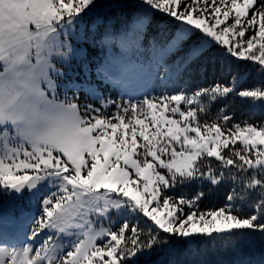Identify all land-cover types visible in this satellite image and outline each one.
<instances>
[{
  "label": "snow or ice",
  "instance_id": "snow-or-ice-1",
  "mask_svg": "<svg viewBox=\"0 0 264 264\" xmlns=\"http://www.w3.org/2000/svg\"><path fill=\"white\" fill-rule=\"evenodd\" d=\"M100 6L0 0V264H163L264 241V0L121 5L131 18L99 37L95 68L84 50L81 100L64 68ZM213 56L221 78L189 89ZM140 80L151 89L127 99L98 90ZM193 184L224 187L223 202L173 194Z\"/></svg>",
  "mask_w": 264,
  "mask_h": 264
},
{
  "label": "trees",
  "instance_id": "trees-1",
  "mask_svg": "<svg viewBox=\"0 0 264 264\" xmlns=\"http://www.w3.org/2000/svg\"><path fill=\"white\" fill-rule=\"evenodd\" d=\"M131 4L120 0V3L116 7L108 10L105 17L98 24V28L95 32V38L93 42H86L87 46V61L95 68L96 64L100 62L105 55L106 49L102 48L99 44V37L106 29H112L118 31L122 25L126 24L130 20L132 15V9L130 7H122L121 5ZM84 63V56L81 57V62L77 64V72L74 78L68 75L67 81H76L77 84L81 85V91L79 96L81 100L85 98L87 88V82L85 81V73L82 68ZM244 64L246 62H240ZM222 62L215 56L205 59L200 70L196 71L191 78L186 77L188 84L186 85L189 89L196 88L198 86H207L212 84L221 78ZM235 67V63L233 64ZM75 79V80H74ZM254 79V75L250 76L248 82L251 83ZM92 82L96 83V77H92ZM246 86V85H245ZM99 89L107 92L109 86H100ZM105 90V91H104ZM110 95L113 98L121 96L118 90L111 89ZM124 96V95H123ZM89 101L95 103L89 96ZM234 119L243 120L248 119L250 116L249 106L246 104H241L239 101L233 106ZM260 113L257 116L251 117L253 120L258 119ZM203 188L204 192L207 194L206 198L201 202L200 207L203 209L205 207L211 206L213 204L219 205L223 202L226 189L220 187L211 193H209V187L207 185L193 184L191 186L182 187L176 190L173 194H183L186 196H191L195 192ZM154 261H163V264H264V241L253 239L242 244L238 249H232L230 247L217 245L215 247H204L201 246L199 249L193 245L188 251H180L172 255L160 254L159 256L153 257Z\"/></svg>",
  "mask_w": 264,
  "mask_h": 264
},
{
  "label": "rangeland",
  "instance_id": "rangeland-1",
  "mask_svg": "<svg viewBox=\"0 0 264 264\" xmlns=\"http://www.w3.org/2000/svg\"><path fill=\"white\" fill-rule=\"evenodd\" d=\"M122 1L127 3L133 2V0H122ZM98 3L101 6L96 10L95 15L91 16L90 19L87 21V27L81 29L80 39L73 42L74 47L77 49V52L74 55L71 63L64 68V71L66 73V79L68 78V75H70L71 78H74L77 72V64L81 62V57L84 56V50L87 49L86 42L87 41L90 43L93 42V39L96 37L95 32L98 28V24L101 22V20H103L108 10L113 7H116L117 4L120 3V0H98ZM65 83H67V81ZM151 87H152V82H149L147 80H140L129 84L127 89L119 88L118 91L121 94L125 92H129L133 95H139L140 92L147 91L151 89ZM98 90L103 92V90L101 89ZM83 91L85 92V90ZM69 94L71 95V93ZM105 95H108L106 91H105ZM117 98H120V96H117ZM123 98L127 99L128 95L125 94ZM9 224L11 230L14 231V228L16 229L15 224L13 223H9Z\"/></svg>",
  "mask_w": 264,
  "mask_h": 264
}]
</instances>
